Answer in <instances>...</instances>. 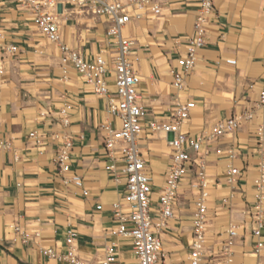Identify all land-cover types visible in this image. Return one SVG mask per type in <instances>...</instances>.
<instances>
[{"label": "crops", "instance_id": "0c3cea01", "mask_svg": "<svg viewBox=\"0 0 264 264\" xmlns=\"http://www.w3.org/2000/svg\"><path fill=\"white\" fill-rule=\"evenodd\" d=\"M158 1L163 6L160 17L148 13L133 19L124 30V36L134 41L139 58L135 64L137 88L146 119L166 120L175 103L193 102L195 108L182 130L195 137L235 113L255 109L264 84V0H213L217 16L208 25L205 46L180 92L172 86L171 70L184 50L177 39L192 34L195 7L183 0ZM13 5L14 0H0V51L17 47L15 55L0 54L5 71L0 133L22 157L14 163L11 154L0 152V264H67L44 257L41 249L60 248L70 229L77 233V256L87 264H98L112 244L120 246L121 264H134L131 243L115 235L112 213L125 192L124 181H116L109 167L113 165L119 175L122 163L109 160L103 148L102 126L116 122L106 113L105 99L93 94L71 67L62 65L52 46L32 35L33 26L16 15ZM61 23L62 41L90 58L109 46L104 19L71 12ZM66 103L70 107L67 132L72 137L70 166L82 179L85 196L72 184L62 183L67 175L57 174L52 147L39 154L28 137L41 128L59 131L57 112ZM263 115L264 109H255L252 120L233 138H221L210 147L207 158L209 175L219 182L212 207L222 198L232 197L229 210L212 214L208 245L220 246L228 226H239L242 231L232 248L234 264H264V251L260 256L254 254L250 218L258 196L260 150L255 131ZM169 139L144 133L138 141L155 187L162 185L170 167ZM231 146L239 148L241 158L234 165L244 171L235 189L225 183L226 160H220L213 149ZM156 200L155 195L154 209ZM14 226H19V233ZM168 229L161 235L168 254L164 264H187L191 217L183 196ZM24 232L30 239L26 243L22 242ZM34 232L40 236L35 237Z\"/></svg>", "mask_w": 264, "mask_h": 264}, {"label": "built area", "instance_id": "2783aa9c", "mask_svg": "<svg viewBox=\"0 0 264 264\" xmlns=\"http://www.w3.org/2000/svg\"><path fill=\"white\" fill-rule=\"evenodd\" d=\"M193 3L195 18L190 36L177 39L184 50L172 68V86L177 91L184 89L185 77L193 70L198 52L205 46L208 25L216 18L213 0H183ZM70 7V8H69ZM69 8V9H68ZM162 3L158 0H14V12L18 17L29 20L35 32L52 46L64 66L71 67L83 83L92 89L93 94L105 99L106 113L116 122L115 125L102 126L103 148L106 157L122 163L117 175L112 165L109 170L116 181L123 180L124 198L121 204L113 205V218L116 221L115 235L131 243L134 264H164L167 252L161 235L169 230L174 219L180 196L188 206L191 217V243L188 247L187 264H234L232 248L238 238L239 226L230 224L220 246H208L211 216L229 210L231 196L222 198L214 208L211 199L219 182L208 172L207 158L210 147L221 138H233L239 128L252 120L254 110L264 109V84L256 102L255 109L235 113L217 122L208 133L191 137L184 134L182 127L190 119L195 103L177 102L166 120H147V112L141 106L138 92V75L135 64L139 61L135 54V43L124 36V30L133 20H140L146 14L154 18L162 14ZM71 12L81 13L92 18H101L108 24L106 38L109 46L101 49L94 57L72 48L62 41L60 27L63 17ZM17 53L16 46H6L0 54ZM0 65V89L5 75ZM70 107L66 103L57 112V132L44 128L29 134L33 147L39 154L51 146L54 151L52 163L61 181L72 184L82 191V179L71 170L72 137L67 132L70 126ZM170 136L168 146L171 150V163L161 186L155 187L147 171V163L138 145L142 134ZM257 147L258 176L256 180L257 200L251 207V236L254 239V254L260 256L264 251V115L262 123L255 131ZM220 160H226L225 183L235 189L244 174L243 169L235 166L241 158L239 148L214 147ZM0 152L11 154V160L18 163L22 155L12 145V141L0 133ZM121 177V178H118ZM157 206L154 209V196ZM98 209H101L100 207ZM19 233V226L13 227ZM39 237V232H34ZM77 233L70 229L66 232L62 246L43 248L41 254L51 260L67 264H87L76 253ZM30 241L25 232L22 242ZM120 246L112 244L106 249L105 257L98 264H121Z\"/></svg>", "mask_w": 264, "mask_h": 264}, {"label": "rangeland", "instance_id": "374dc122", "mask_svg": "<svg viewBox=\"0 0 264 264\" xmlns=\"http://www.w3.org/2000/svg\"><path fill=\"white\" fill-rule=\"evenodd\" d=\"M70 8V7H69ZM68 8V9H69ZM13 9H14V5H13ZM21 18V17H20ZM22 21L23 22H25V23H29L30 24V22H29V20L27 21L26 19H22ZM70 25V24H69ZM31 30V33H32V35H35V38H37V39H40V40H42V41H45V40H43L39 35H38V33L37 32H35L34 31V29H30ZM209 246V245H208Z\"/></svg>", "mask_w": 264, "mask_h": 264}]
</instances>
